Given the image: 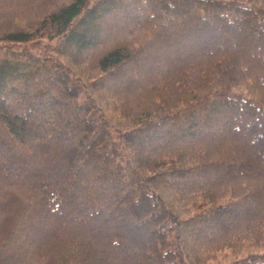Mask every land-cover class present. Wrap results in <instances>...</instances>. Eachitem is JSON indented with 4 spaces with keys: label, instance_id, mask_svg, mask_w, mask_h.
<instances>
[{
    "label": "trees",
    "instance_id": "16d2710c",
    "mask_svg": "<svg viewBox=\"0 0 264 264\" xmlns=\"http://www.w3.org/2000/svg\"><path fill=\"white\" fill-rule=\"evenodd\" d=\"M42 1L0 0V264H264V0Z\"/></svg>",
    "mask_w": 264,
    "mask_h": 264
},
{
    "label": "rangeland",
    "instance_id": "374dc122",
    "mask_svg": "<svg viewBox=\"0 0 264 264\" xmlns=\"http://www.w3.org/2000/svg\"><path fill=\"white\" fill-rule=\"evenodd\" d=\"M93 1H95V0H91V2H93ZM46 2V0H43L42 2H40V3H45ZM103 40V36L101 37V41ZM58 43H59V41H58V39H53V40H46V39H44V40H42L41 42H40V46H38V47H32V45L31 44H29V45H25V47L27 48V49H29L32 53H36V54H40L41 52H45V53H51V51H53L54 49H56L57 48V46H58ZM24 47V48H25ZM50 49H49V48ZM4 48H6V46L4 47ZM14 48H16V49H21V48H23V47H21V46H16V47H14ZM4 51V49H2V51H1V53H4L3 52ZM92 51V50H91ZM91 51H85V52H83V53H81V57H77L76 59L77 60H79L78 61V63H77V66L76 67H83V68H87V67H89V66H87V65H92V61L91 60H89V55H91ZM79 64V65H78ZM149 67V68H148ZM157 66L155 65V63L154 62H152L150 65H149V63L146 65V68H148L149 70L146 72V73H150L151 71H153V70H155V68H156ZM80 69H82V68H80ZM88 72L89 71H84V72H80V71H78V74H79V76H87L88 75ZM129 76V78L127 79L129 82H135L137 79L135 78V77H133L132 75H130V73H128V72H125L124 73V75H122V77L120 76V77H117L116 78V82H114V85L117 87V86H120L121 85V81H122V79H123V77L125 78V77H128ZM120 78V79H119ZM120 81V82H119ZM139 81V80H138ZM112 87H114L113 86V84H112ZM136 89V88H135ZM110 95H112L113 96V92L111 91V90H109V96ZM85 98L84 97H82V100H84ZM131 102H133L132 100H130ZM106 115H109V113L108 112H106ZM250 251L251 250H253V249H249ZM259 250H261L262 251V249H259ZM253 251H255V250H253ZM229 256H224V255H221V256H217V259H216V261H212V262H209V263H207V264H220V263H223V262H225V261H230L231 259H227Z\"/></svg>",
    "mask_w": 264,
    "mask_h": 264
}]
</instances>
